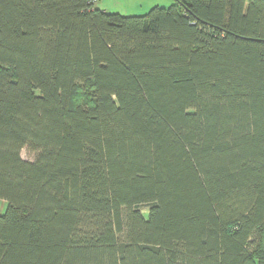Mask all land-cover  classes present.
Segmentation results:
<instances>
[{"label": "trees", "instance_id": "16d2710c", "mask_svg": "<svg viewBox=\"0 0 264 264\" xmlns=\"http://www.w3.org/2000/svg\"><path fill=\"white\" fill-rule=\"evenodd\" d=\"M96 2L0 0V264H264V0Z\"/></svg>", "mask_w": 264, "mask_h": 264}, {"label": "rangeland", "instance_id": "374dc122", "mask_svg": "<svg viewBox=\"0 0 264 264\" xmlns=\"http://www.w3.org/2000/svg\"><path fill=\"white\" fill-rule=\"evenodd\" d=\"M174 0H97L96 6L102 10L112 13H120L122 15H144L153 7H170ZM22 156L26 160H33V155L28 149L22 151ZM143 214L147 215L148 207H141Z\"/></svg>", "mask_w": 264, "mask_h": 264}, {"label": "crops", "instance_id": "0c3cea01", "mask_svg": "<svg viewBox=\"0 0 264 264\" xmlns=\"http://www.w3.org/2000/svg\"><path fill=\"white\" fill-rule=\"evenodd\" d=\"M156 6H159V5H156ZM6 208H7V202L5 200L0 199V215L5 212Z\"/></svg>", "mask_w": 264, "mask_h": 264}]
</instances>
